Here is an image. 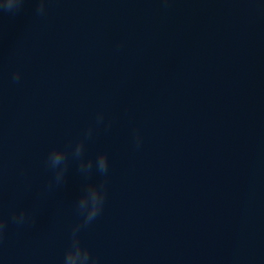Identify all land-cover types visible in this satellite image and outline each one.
I'll use <instances>...</instances> for the list:
<instances>
[{"label": "water", "instance_id": "1", "mask_svg": "<svg viewBox=\"0 0 264 264\" xmlns=\"http://www.w3.org/2000/svg\"><path fill=\"white\" fill-rule=\"evenodd\" d=\"M73 246L264 264V0H0V264Z\"/></svg>", "mask_w": 264, "mask_h": 264}, {"label": "clouds", "instance_id": "2", "mask_svg": "<svg viewBox=\"0 0 264 264\" xmlns=\"http://www.w3.org/2000/svg\"><path fill=\"white\" fill-rule=\"evenodd\" d=\"M11 2V0H9ZM60 156L56 155L54 157L55 162H58L60 160ZM100 166L103 168L104 164L103 162L100 163ZM91 199L95 200L98 199L96 196H91ZM96 209H93L91 212V215H95ZM89 260V254L88 250L80 247V246H73L68 249V252L66 254V260L65 264H87V261Z\"/></svg>", "mask_w": 264, "mask_h": 264}]
</instances>
